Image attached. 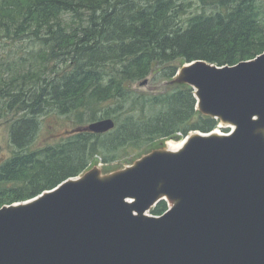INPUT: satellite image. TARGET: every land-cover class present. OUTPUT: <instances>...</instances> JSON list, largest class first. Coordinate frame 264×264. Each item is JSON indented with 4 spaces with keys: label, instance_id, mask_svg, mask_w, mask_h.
Returning <instances> with one entry per match:
<instances>
[{
    "label": "trees",
    "instance_id": "16d2710c",
    "mask_svg": "<svg viewBox=\"0 0 264 264\" xmlns=\"http://www.w3.org/2000/svg\"><path fill=\"white\" fill-rule=\"evenodd\" d=\"M0 41L29 44L19 61L0 56V97L11 125L12 155L0 165V209L33 199L105 164L143 154L158 142L219 122L196 109L194 90L135 88L170 81L201 60L235 66L264 54V0H0ZM113 119V131L72 133L36 148L46 116ZM227 131V130H225ZM168 203L151 212L161 216Z\"/></svg>",
    "mask_w": 264,
    "mask_h": 264
},
{
    "label": "water",
    "instance_id": "95a60500",
    "mask_svg": "<svg viewBox=\"0 0 264 264\" xmlns=\"http://www.w3.org/2000/svg\"><path fill=\"white\" fill-rule=\"evenodd\" d=\"M168 84L191 87L197 110L230 134L194 132L178 151L166 142L122 170L96 166L2 207L0 264H264V54L186 63ZM162 201L169 210L150 215Z\"/></svg>",
    "mask_w": 264,
    "mask_h": 264
},
{
    "label": "rangeland",
    "instance_id": "374dc122",
    "mask_svg": "<svg viewBox=\"0 0 264 264\" xmlns=\"http://www.w3.org/2000/svg\"><path fill=\"white\" fill-rule=\"evenodd\" d=\"M32 50L29 44H24L21 46L13 47L12 44L4 47L0 45V56H4V59L9 57L11 62H17L20 59L19 55H22V51ZM170 81L165 80H153V77L149 79V84L145 87H141L140 84H137L135 88L139 91L146 93H159L163 92L167 88L173 86L169 85ZM3 109L6 110L5 101L0 97V165L9 158L13 153V145L11 143V125L15 119L20 116V106L18 105L14 112L10 115H5ZM42 126L40 131L35 139L36 148H41L52 142L58 140H63L77 129L76 119L75 118H65V117H55V116H46L41 118ZM84 124H89L86 122ZM219 133L225 134L223 129L219 126L216 128ZM163 147V142H158L155 147L149 148L144 151L143 154L136 156L135 158H129L128 160L115 161L109 164H105L102 159L97 160L93 167L99 166L104 174H110L119 170H122L132 164H134L142 156L151 153L154 150L160 149ZM150 215H153L150 212Z\"/></svg>",
    "mask_w": 264,
    "mask_h": 264
},
{
    "label": "bare ground",
    "instance_id": "6f19581e",
    "mask_svg": "<svg viewBox=\"0 0 264 264\" xmlns=\"http://www.w3.org/2000/svg\"><path fill=\"white\" fill-rule=\"evenodd\" d=\"M183 145H184V141L182 142L170 141L167 143V147L171 151H178L182 148Z\"/></svg>",
    "mask_w": 264,
    "mask_h": 264
}]
</instances>
